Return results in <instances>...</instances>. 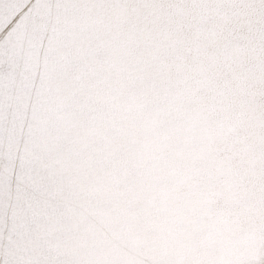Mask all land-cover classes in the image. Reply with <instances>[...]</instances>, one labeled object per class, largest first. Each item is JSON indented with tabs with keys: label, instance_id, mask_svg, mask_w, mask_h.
<instances>
[{
	"label": "snow or ice",
	"instance_id": "obj_1",
	"mask_svg": "<svg viewBox=\"0 0 264 264\" xmlns=\"http://www.w3.org/2000/svg\"><path fill=\"white\" fill-rule=\"evenodd\" d=\"M0 264H264V0H0Z\"/></svg>",
	"mask_w": 264,
	"mask_h": 264
}]
</instances>
